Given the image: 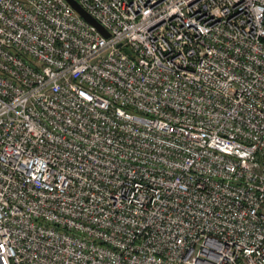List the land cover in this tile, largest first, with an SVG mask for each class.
I'll use <instances>...</instances> for the list:
<instances>
[{
    "label": "built area",
    "instance_id": "2783aa9c",
    "mask_svg": "<svg viewBox=\"0 0 264 264\" xmlns=\"http://www.w3.org/2000/svg\"><path fill=\"white\" fill-rule=\"evenodd\" d=\"M0 0V264H264V0Z\"/></svg>",
    "mask_w": 264,
    "mask_h": 264
},
{
    "label": "water",
    "instance_id": "95a60500",
    "mask_svg": "<svg viewBox=\"0 0 264 264\" xmlns=\"http://www.w3.org/2000/svg\"><path fill=\"white\" fill-rule=\"evenodd\" d=\"M71 7L89 24L94 26L99 32L104 36H108L109 33L107 30L96 20L94 19L86 10H84L76 0H66Z\"/></svg>",
    "mask_w": 264,
    "mask_h": 264
}]
</instances>
